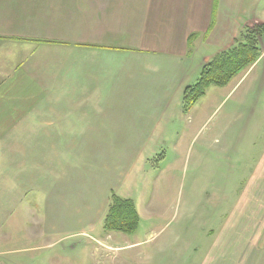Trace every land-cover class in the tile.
<instances>
[{
  "label": "crops",
  "instance_id": "0c3cea01",
  "mask_svg": "<svg viewBox=\"0 0 264 264\" xmlns=\"http://www.w3.org/2000/svg\"><path fill=\"white\" fill-rule=\"evenodd\" d=\"M251 19L252 25L256 19L264 22V0H0V155L6 144L8 154L13 145L27 148L28 153L51 151L41 164L56 161V184L73 183L76 191L77 197L66 202L64 216L78 220L75 229H81V208L91 207L83 217L94 223L107 208L96 207L103 202L99 181L112 172L118 179L122 176L116 168L139 158L140 139L147 131L172 123L167 135L170 146L179 156V149L191 156L192 151L185 150L193 126L190 121L196 119L197 129L195 108L208 91L188 113L182 97L208 59L201 55V44L207 42L208 48L218 51L228 47ZM263 63L264 47L259 60L236 78L233 91L238 106L255 101L258 88L264 91ZM255 70L262 75L246 84V77ZM109 101L121 103L116 109ZM237 115L240 119L241 107ZM176 120L181 124L173 123ZM38 135L47 139L41 147L29 142ZM233 137L244 138V130ZM81 145L93 150L88 153ZM65 149L70 152L66 172L70 179L63 176ZM244 153L253 164L240 166L239 177L216 184L203 181L223 189L185 197L188 206L198 203L194 211L199 214L216 203L208 233L212 238L199 264H264V150L258 162H254L256 156ZM140 158L146 168L150 158ZM38 163L35 157L31 167L25 162L21 171ZM80 165L87 167L78 181L75 170ZM249 165L254 166L249 174L240 175ZM19 173L15 172L19 187L35 182L31 172ZM87 173L91 176L86 178ZM113 178L106 188L117 183ZM149 182L142 180L139 192L125 193L134 199L140 223L151 216L159 196L146 200L144 186ZM230 185L236 186L228 191ZM15 201L12 197L9 202ZM225 203H232L230 213ZM101 226H94L93 232ZM198 229L207 233L203 227ZM32 249L24 246L17 252ZM17 256L0 252V264H29Z\"/></svg>",
  "mask_w": 264,
  "mask_h": 264
},
{
  "label": "rangeland",
  "instance_id": "374dc122",
  "mask_svg": "<svg viewBox=\"0 0 264 264\" xmlns=\"http://www.w3.org/2000/svg\"><path fill=\"white\" fill-rule=\"evenodd\" d=\"M256 21L257 23L253 25L264 24L258 19ZM252 23H254L253 19L245 26L249 27V24L253 26ZM243 29L236 41L242 38L243 32L246 31V28ZM259 39L262 50L264 34ZM235 45L234 42L218 51L208 48L207 42L202 43L201 55L208 56L203 67L221 51ZM261 66L264 71V63ZM261 75L260 70H255L246 77L245 83L255 82L258 80L257 76ZM238 76L226 85L227 87L213 86L208 89L205 98L199 100L197 105L195 104L199 123L197 129H194L196 119H191L190 123L193 126L188 131V135L191 136L187 143L191 147L188 145L185 147L186 151H192L191 156L180 149L179 156V153L174 152L170 146L171 140L167 135L172 123L161 125L155 131H147L140 139V142H143L138 149L141 151L139 158H131L129 155L132 160L123 165L124 167L116 168L117 175L122 173L119 179L112 172L110 176H104V179L98 183L102 184L104 191L98 190L103 195L101 199L103 202H98L96 207L106 205L105 216L102 213L100 217L94 219V223H91L89 219L83 217L85 213L91 212V207L81 208L82 219H84L81 229H75L78 227V220L75 222L63 214L67 200L70 198L74 200L77 197L74 184H56L59 183L56 161L49 160L47 166L41 164L44 156L45 159L51 156V151L46 155H43L40 150L36 153H28L27 148L13 145L12 153L8 154L6 144L3 155H0V252L7 255L16 252L18 254L16 258L20 256L21 259L28 260L29 264H199L202 262L206 247L212 238L208 233L209 227H213L211 218L215 213L216 203L209 204L207 213L199 214L194 211V206L198 203L190 202L188 206L185 197L191 195L198 197L202 190L211 193L218 191L220 187L223 189L224 187L220 185H203V181H215L214 184H216L239 177L238 168L251 161L246 158L244 152L251 153L252 157L256 156L254 162H258L262 155L261 151L264 150V91L258 88L254 92L257 96L255 101H246L238 106L237 93L233 91ZM259 94L262 95L259 96ZM183 99L184 95L182 97L184 110ZM101 102L103 101H99ZM109 102L116 109L121 103V101ZM157 102L159 103V101H153V104ZM240 107L241 115L245 117L240 115L239 119L237 113ZM120 114L117 113V115ZM173 123H179V121L176 120ZM243 130L244 138L233 137L241 135ZM30 140L29 142L33 145L37 144L38 147L42 146L43 140L47 141L45 137L41 138L39 135ZM68 141L69 139H66V143ZM6 142L8 143V139ZM80 148H84L88 153L93 150L92 146L90 150L83 145ZM67 150H63L64 159H66L63 166L65 179L69 176L66 172L71 165L70 161H67L70 160V152ZM153 150L155 154L151 153ZM73 152L75 153L74 150ZM26 155L28 157L25 159ZM142 156L144 161L150 158L146 168L140 162L143 159L140 158ZM35 157L39 163L32 169L21 171L23 163L27 162L28 167H31ZM85 167L87 165H80L78 170H75L78 181L83 178ZM253 167L249 165L240 171V175L249 174ZM19 171L21 174L25 171L31 172L35 179L34 183L22 186L25 187L23 192L26 190L24 197L22 187L18 186L19 182L15 176V172L18 174ZM89 176L91 174L87 173L86 178ZM113 177L116 178L117 183L106 188L104 185L110 179H114ZM145 179L150 180L149 184L144 186L146 200L152 195L159 194L152 204L151 216H146L141 223L139 222L135 234L107 231L104 228V222L112 197L117 195L130 198L126 197L125 193L139 192L143 187L142 180ZM235 186H228V191ZM18 192L21 194L18 195ZM12 197L17 201L9 202ZM231 204H224L229 213L233 210ZM94 226H101V228L93 232ZM199 227L205 228L207 233L201 232ZM24 246L33 249L26 253L17 252V248H24Z\"/></svg>",
  "mask_w": 264,
  "mask_h": 264
},
{
  "label": "trees",
  "instance_id": "16d2710c",
  "mask_svg": "<svg viewBox=\"0 0 264 264\" xmlns=\"http://www.w3.org/2000/svg\"><path fill=\"white\" fill-rule=\"evenodd\" d=\"M262 34L264 24L247 27L234 47L221 51L203 67L196 82L185 90L183 101L186 113L206 95L210 87H224L230 84L236 76L258 61L262 55L259 39ZM194 37L195 35L190 37V44L193 43ZM139 222L135 202L130 198L114 195L104 228L107 231L134 234Z\"/></svg>",
  "mask_w": 264,
  "mask_h": 264
}]
</instances>
